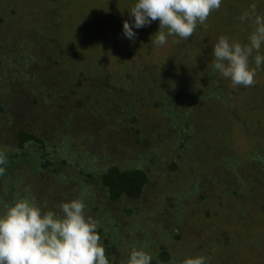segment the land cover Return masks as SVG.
I'll return each instance as SVG.
<instances>
[{
  "label": "rangeland",
  "instance_id": "rangeland-1",
  "mask_svg": "<svg viewBox=\"0 0 264 264\" xmlns=\"http://www.w3.org/2000/svg\"><path fill=\"white\" fill-rule=\"evenodd\" d=\"M135 2L0 0V214L17 198L57 213L81 198L104 225L114 214L123 243L135 238L110 264H127L144 239L153 264L201 255L207 264H264V64L251 87H233L213 68L219 37L249 43L264 0H222L189 39L169 36L162 46L153 43L158 20L134 27V40L124 35ZM78 73L83 86L65 83ZM135 127L151 140L140 149L129 145L140 138ZM31 153L39 165L46 156L48 169L16 171L14 161L26 169ZM230 162L235 176H249L250 192L235 195L241 184L224 180ZM111 166L147 170L142 191L110 198L87 171L102 180Z\"/></svg>",
  "mask_w": 264,
  "mask_h": 264
},
{
  "label": "clouds",
  "instance_id": "clouds-1",
  "mask_svg": "<svg viewBox=\"0 0 264 264\" xmlns=\"http://www.w3.org/2000/svg\"><path fill=\"white\" fill-rule=\"evenodd\" d=\"M221 4L222 0H136L129 8L134 25L125 20L124 35L134 40V27L139 29L158 20L159 30L153 40L156 46L165 45L169 36L187 40ZM255 8L252 5L253 12ZM248 40L242 44L221 35L213 47V68L233 87L256 83L257 69L264 64V55L259 54L264 44V16H255ZM6 164L7 156L0 152V176L5 174ZM58 207L59 213L45 211L26 197L4 204L0 214V264H110L98 232L99 222L86 215L84 200L63 201ZM152 260L144 248L132 247L127 264H152ZM180 264H207V258L186 257Z\"/></svg>",
  "mask_w": 264,
  "mask_h": 264
},
{
  "label": "trees",
  "instance_id": "trees-1",
  "mask_svg": "<svg viewBox=\"0 0 264 264\" xmlns=\"http://www.w3.org/2000/svg\"><path fill=\"white\" fill-rule=\"evenodd\" d=\"M77 75L78 76H76L75 80H72L73 82L67 81L65 83L67 85H71V86L73 85V83H75V85H77L78 87L83 86V84L81 83V79L83 78V74L78 73ZM113 89H116V91L118 90V88L116 86L114 88H112V90ZM5 91H8V90L6 89ZM49 93L50 92L47 91L46 95L44 97H46L47 95L49 96ZM90 94H91V92H90ZM187 125L190 126L189 122L183 123L180 128H182L184 131L187 128ZM196 126L197 125L192 126L193 130H194V128H196ZM128 128H129V126H128ZM135 128H136L135 133L137 135L139 133L140 138L131 142L129 145L130 146L132 145V147L135 146L136 149L137 148L140 149L141 144H148V142L150 143L151 140H149V137L144 138V140H142L143 133L141 132V130H139V128H137V127H135ZM131 130H132V127H130L128 129V131H131ZM23 135H25V137H28L32 140V138L29 134H23ZM25 137L20 140V145L24 144ZM188 138H189L188 135L184 136L182 138V141H185L187 143L189 140ZM34 139L35 140H33V142L34 141H37L38 143L41 142V139H39V138L35 137ZM38 143H37V146H40V145H38ZM147 151L149 153L147 154L146 157H149V159H151V161H153V157L154 156L157 157V154L154 153L152 151V149H149ZM34 157H35V154L31 153L30 157L28 158L29 162L26 166V169H23V170H22V168H24L23 165L16 166L18 161H22L21 158L16 159L14 161V166L16 167V171H18L20 169V171L24 172V173H22L23 175H25V173H28V174L31 173L33 175V174H38L39 172L41 173L42 171L48 169L49 163H51V162L47 161L46 156L45 157L43 156L42 159L45 160V162L42 163L41 165L36 164L35 160H33ZM155 157H154V159H155ZM19 164H22V163H19ZM237 164L238 163H236V162H234V163L230 162V164L228 165V166H230V169H228L229 174L228 173L224 174V180L225 179H228V180L231 179V181H233V183L235 185L241 184L237 190L235 189L234 193H235V195H239V194L242 195V191H244L243 190L244 188L248 189L250 192V190L253 188V185L251 184L252 182L247 183V181H246V178L249 176H246V177L245 176L241 177L239 175L235 176L236 170H237V168H239V166ZM169 166L172 170H174L176 164L174 162L173 164L172 163L169 164ZM12 171L14 172L15 170H12ZM234 171H235V173H233ZM87 172L91 176L90 180L94 181L97 185L102 183L101 189L105 190L107 195L114 200L120 199L121 197H123L124 194H129V196L133 197L134 193H137V191L141 192L143 186L146 184L145 182H146V178H147V170H144L141 168L128 170V169H120L118 167L111 166V167H109V169L105 173V175L102 177V180H101V178L97 177L96 175H93L92 173H90V171H87ZM8 173H10V172H8ZM260 175H263V174L261 173ZM220 178H221V176H220ZM261 184L263 185L264 182H261ZM228 186H230V185H228ZM123 204H124V201H123ZM125 207L126 208L124 210L127 211V213H129V214L133 213L132 207H130L129 203H125ZM134 207H135V205H134ZM115 215H116V213H115ZM99 223H100L99 225L101 227L102 226L103 227H102V231H101V227L99 226L98 232H99L100 236L102 233L104 234L105 243L103 245L106 249V254H107L108 258L113 253L115 255H118L117 257H119L120 252L123 249V245L125 244V247H128V245L131 243L132 237L131 236L126 237L125 243H123L124 239H122V237L118 234V232L120 230V227H119L120 224H119V222L116 221V217L114 216V214L111 215V219L107 225H104L103 222H99ZM114 226H116V227H114ZM165 236L168 239L169 235L166 234ZM133 239L135 240V238H132V240ZM146 241H145V239L143 240L144 244H142V247L144 246V249L148 250L150 245ZM145 244H147V245H145ZM164 253H166V252H164ZM109 260L111 261L110 258H109ZM115 260L117 261V260H119V258H117ZM119 261H121V260H119Z\"/></svg>",
  "mask_w": 264,
  "mask_h": 264
}]
</instances>
